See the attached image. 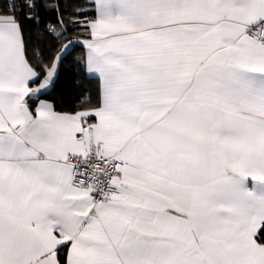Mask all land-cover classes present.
I'll use <instances>...</instances> for the list:
<instances>
[{
    "label": "snow or ice",
    "instance_id": "6c2138e0",
    "mask_svg": "<svg viewBox=\"0 0 264 264\" xmlns=\"http://www.w3.org/2000/svg\"><path fill=\"white\" fill-rule=\"evenodd\" d=\"M0 264H264V0H0Z\"/></svg>",
    "mask_w": 264,
    "mask_h": 264
},
{
    "label": "trees",
    "instance_id": "16d2710c",
    "mask_svg": "<svg viewBox=\"0 0 264 264\" xmlns=\"http://www.w3.org/2000/svg\"><path fill=\"white\" fill-rule=\"evenodd\" d=\"M78 2H84V0H78ZM30 40L35 43L38 39L37 35L33 34L30 37ZM41 43L43 46L48 49L53 44L42 40ZM84 49L79 45L73 49L72 56H79ZM67 67V62H66ZM79 75V73H75ZM96 91L95 81L82 80L80 82H75L72 79V74H62L61 81L55 91L47 97V99L54 102L55 107L59 111L71 112L73 109L82 106V100L87 99L88 97H94Z\"/></svg>",
    "mask_w": 264,
    "mask_h": 264
}]
</instances>
